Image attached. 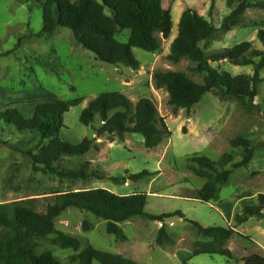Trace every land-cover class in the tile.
<instances>
[{"label":"rangeland","instance_id":"rangeland-1","mask_svg":"<svg viewBox=\"0 0 264 264\" xmlns=\"http://www.w3.org/2000/svg\"><path fill=\"white\" fill-rule=\"evenodd\" d=\"M44 1L0 0V110L15 104L82 98L83 103L65 115L67 129L62 131L61 138L75 145L84 138L93 139L94 147L99 150L93 147L82 156H61L55 164L59 171L84 168L91 175L86 180L62 179L42 171L28 156L29 150L38 152L34 149L39 140L35 134H20L0 123V129L5 131L0 133V140L7 143L0 145V203L34 199L37 210H46L58 193L103 188L118 195L146 193V212L161 215L180 211L186 219L176 216L166 220L165 228L172 242L158 245L161 223L133 218L120 225L129 239L125 242L107 233L105 221L70 208L56 220L54 231L44 236L37 254L55 256L61 264H81L80 254L92 245L129 259H134L132 254L138 252L140 264H234L220 256L192 257L197 243L211 240L199 237L188 222L191 220L204 226L234 228L239 235L234 234L224 247L236 259L264 255V218H252L242 226L234 221L238 211L244 206L256 205L258 196L264 194V70L256 101L259 109L252 113L246 112L235 100H223L213 93L206 94L190 113L182 109L175 112L169 104L168 92L157 88L153 80V74L162 70L185 72L194 81L202 82L204 76L193 72L195 63L189 59L179 63L168 59L171 44L178 35L180 18L191 8L221 27L238 0H163L160 49L154 53L134 49L140 62L137 71L100 62L66 28H57L51 36L39 35ZM262 1L249 0V3ZM263 27L264 10L251 7L230 30L218 32L200 47L209 52L249 41L255 49L263 50L257 37ZM129 36L130 31L126 30L117 39L127 43ZM210 65L232 76L254 73L253 66H237L228 61ZM114 91L124 93L134 103L144 98L153 100L172 136L149 150L139 134H125L122 138L116 134H99L100 117L89 127L80 123V115L90 100ZM236 137L252 142L256 149L252 161L246 168L234 172L215 200L206 204L195 199L211 172L204 170L205 176H198L193 171L197 167L193 158L206 157L219 170L230 169L243 158V149L231 146ZM144 171L149 175L140 181L132 180V176ZM85 221L91 224L88 232L83 230ZM61 236L77 238L81 248H60L56 241ZM124 247L130 252L122 253Z\"/></svg>","mask_w":264,"mask_h":264},{"label":"trees","instance_id":"trees-1","mask_svg":"<svg viewBox=\"0 0 264 264\" xmlns=\"http://www.w3.org/2000/svg\"><path fill=\"white\" fill-rule=\"evenodd\" d=\"M237 2V6L223 19L221 27H216L191 8L183 12L178 35L171 44L168 59L174 63L189 59L195 63L193 72L204 78L202 82H196L187 73L177 71L158 70L153 74L155 86L168 92L169 104L175 112L182 109L190 113L208 93L223 100H235L249 113L259 109L256 101L259 86L263 83L261 72L264 70V27L257 33L263 50L255 49L249 41L209 52L200 47L202 42L215 37L218 32L230 30L248 8L264 10V1L255 4L249 3V0ZM42 17L43 27L39 35L51 36L57 28H66L72 32L78 44L105 64L122 65L137 71L140 69V62L133 53L134 49L151 53L160 49L163 0H45L42 4ZM126 30L130 31L128 42H120L117 35ZM23 39L25 37L19 39L17 47H20ZM219 61H228L237 66H253L254 73L232 76L210 65ZM83 101L82 98H76L40 102L31 118L25 117L17 107L8 106L0 110V123L20 134L40 135L34 147L38 152L29 150L28 156L41 166L42 171L62 179L86 180L91 175L84 168L59 171L55 167L61 156H82L94 147L93 139L84 138L75 145L61 138L62 131L67 129L65 115ZM97 117L102 121L99 134H116L120 138L125 134H139L149 150L159 147L165 139L172 136L165 119L159 115L156 103L148 98L134 103L119 91L101 93L88 102L79 121L89 127ZM4 132L0 129V133ZM46 142L47 145H44ZM0 145L6 146L7 143L0 140ZM231 146L233 149L241 148L244 152L242 160L233 164L230 169L219 170L217 164L206 157L193 158V162L197 164L193 171L198 176L204 177V170L211 172L207 182L197 191L195 199L206 204L215 200L234 172L250 164L256 149L249 139L236 137L231 141ZM94 148L99 150L97 146ZM148 175L149 172L144 171L132 176V180L140 181ZM147 204L146 193L118 195L103 188L58 193L46 210H37L34 199L0 203V264H61L55 256L38 255L36 250L44 236L54 231L56 220L70 208L88 212L105 221L107 233L121 240L127 239L120 226L122 223L136 217L158 222L162 227L157 236V244L172 242L165 228L166 220L176 216L186 219V216L180 211L150 214L145 211ZM252 218H264V194L258 196L256 205L244 206L238 211L234 221L237 226H242ZM188 222L195 227L199 237L211 240L197 243L192 257L220 256L234 264H264V256L254 254L238 260L229 248L224 247L234 234L239 235L234 228L204 226L199 221ZM90 229L91 224L85 221L83 230L88 232ZM245 238L251 241L250 238ZM56 244L63 249L81 248L80 241L70 236H61ZM79 258L81 264H139L122 255L96 249L92 245Z\"/></svg>","mask_w":264,"mask_h":264},{"label":"crops","instance_id":"crops-1","mask_svg":"<svg viewBox=\"0 0 264 264\" xmlns=\"http://www.w3.org/2000/svg\"><path fill=\"white\" fill-rule=\"evenodd\" d=\"M0 91H2V89H0ZM36 106H37V104H34V105H31V104H15V106L14 107H17L23 114H24V116L25 117H27V118H31L32 116H33V114H34V111H35V108H36ZM36 136H37V138H40V135L39 134H35ZM127 222H129V221H127ZM166 224V223H165ZM121 225V224H120ZM159 225H160V223H159ZM161 226H162V224H161ZM125 233V232H124ZM168 233V232H167ZM126 235V234H125ZM169 236H170V233L168 234ZM126 237H127V235H126ZM171 238V237H170ZM128 237H127V239L126 240H122V241H125V242H128ZM122 251V253H129L130 251L128 250L127 251V249H125V247L121 250ZM118 253H120V252H118ZM134 253H136V254H132V257L134 258V259H131V260H134V261H136V262H138L139 263V260H140V256L138 255V252H134ZM140 253V252H139ZM254 255V254H253ZM261 256H264V255H261ZM124 257V256H123ZM245 257H247V256H245ZM126 258V257H125ZM244 257H242L241 259H243ZM129 259V258H128ZM241 259H238V260H241ZM140 264V263H139Z\"/></svg>","mask_w":264,"mask_h":264}]
</instances>
